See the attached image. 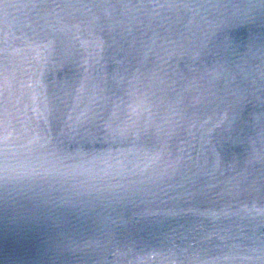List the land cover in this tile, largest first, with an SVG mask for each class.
Wrapping results in <instances>:
<instances>
[{
  "label": "water",
  "instance_id": "1",
  "mask_svg": "<svg viewBox=\"0 0 264 264\" xmlns=\"http://www.w3.org/2000/svg\"><path fill=\"white\" fill-rule=\"evenodd\" d=\"M0 264H264V0L130 86L0 101Z\"/></svg>",
  "mask_w": 264,
  "mask_h": 264
}]
</instances>
